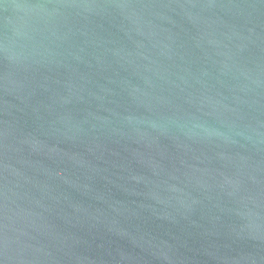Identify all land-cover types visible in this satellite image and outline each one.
<instances>
[{
  "label": "water",
  "instance_id": "water-1",
  "mask_svg": "<svg viewBox=\"0 0 264 264\" xmlns=\"http://www.w3.org/2000/svg\"><path fill=\"white\" fill-rule=\"evenodd\" d=\"M0 264H264V0H0Z\"/></svg>",
  "mask_w": 264,
  "mask_h": 264
}]
</instances>
